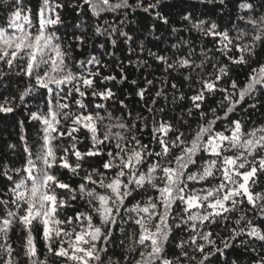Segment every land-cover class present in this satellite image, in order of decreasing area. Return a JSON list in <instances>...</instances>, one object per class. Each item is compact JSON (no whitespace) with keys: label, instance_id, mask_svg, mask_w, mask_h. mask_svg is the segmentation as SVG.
I'll list each match as a JSON object with an SVG mask.
<instances>
[{"label":"snow or ice","instance_id":"obj_1","mask_svg":"<svg viewBox=\"0 0 264 264\" xmlns=\"http://www.w3.org/2000/svg\"><path fill=\"white\" fill-rule=\"evenodd\" d=\"M197 3L202 16L190 0H5L0 114L32 102L36 134L20 120V143L5 144L13 159L0 152V264H264V122L249 116L264 109V0ZM228 4L224 26L203 18ZM66 11L78 18L70 33ZM134 13L152 21L157 51L125 30ZM95 37L100 49L122 40L137 55L127 63L148 71L131 80L140 107L117 99L101 58L74 59ZM177 80L190 95L169 96Z\"/></svg>","mask_w":264,"mask_h":264},{"label":"trees","instance_id":"obj_2","mask_svg":"<svg viewBox=\"0 0 264 264\" xmlns=\"http://www.w3.org/2000/svg\"><path fill=\"white\" fill-rule=\"evenodd\" d=\"M28 0H25V3H27ZM130 3H133L134 0H129ZM192 4L195 5L196 8V15L202 16L204 11V6L197 3V0H190ZM180 7H183V4L179 5ZM208 8L211 9L212 5H208ZM173 15L171 17L173 24H175L177 27L181 26V22L179 20V15L176 14V10H172ZM235 8L233 4H228L227 9L221 11L219 15L213 14L212 12H209L207 16H203L205 19H215L217 22L221 23L222 26H224L227 22V17L229 14H234ZM5 16V0H0V18H3ZM223 17V18H221ZM107 19H111V17H106ZM64 19L68 22V29L67 32H71V25L75 22H78V18L73 12L66 11L64 13ZM87 20V23L90 25L92 23V20L88 19L87 17L84 18ZM129 19L133 22L128 25V27L125 29L126 31H129L130 35H133L136 38L137 43H139L140 40L144 41V44L147 48H150L152 51H157V47L154 46L155 43L152 40L151 37H147V29L151 26L152 21L148 18H145L143 16H140L136 13L129 16ZM65 30H61L63 33ZM170 33V29L166 30V26H158V35H161V40L165 41V37H167ZM89 35H91V28H89ZM182 36L185 38H191L194 41H198V34L196 33H181ZM174 42V40L172 41ZM105 43V40L101 37H95L90 42V46L84 48V49H76L73 53L74 59H84L86 56L95 55L99 58H101L105 63L109 65L108 68L102 69V72L104 75L109 74H115L117 76L116 81H109L106 82L109 87H111L117 94V99H124L125 103L129 105L130 108L132 107H140L142 105V102H139V98L135 97L134 95H129V93H134L135 86L131 85V80L135 79L140 81L141 72H144L145 75H148V71H145L144 69H140L139 71L132 65H129L127 63V59L131 58L132 60L137 59V55H134L133 53H130L128 51V44L124 43L122 40H118L117 45L113 47L110 42L105 44L104 49H100L98 47L99 44ZM167 43V41H165ZM165 43H159V47L163 48L165 46ZM133 48H136V44L132 45ZM208 47H211V44L208 45ZM109 53H114V55H110ZM137 53L139 55V58L141 59H147L145 54L139 53L137 49ZM260 56H264V51H261L259 53ZM123 61L125 66V74L128 76L127 81L121 82L119 79L120 73L119 69L116 67L117 63ZM151 63V61H150ZM155 67V65H153ZM73 70L75 71V67H73ZM208 70H211V67L209 66ZM151 71V70H149ZM247 72V69H241L240 67H234L233 70V78H236L237 74L239 75V79L243 80L244 76ZM154 75L159 76V71H156ZM149 78H152L149 76ZM178 84V90L175 93L169 92V96L175 94L179 95V93L182 91L185 93V95H190L188 84L184 81L177 80ZM7 83V82H5ZM16 83L20 84L21 87H23V84L20 81H17ZM142 83V82H141ZM0 92H4V86H0ZM5 94L10 95H18V90L15 88H9L8 92ZM2 99V97H0ZM96 103H104L99 98H95ZM209 105L212 107H215V101L210 100ZM180 107L176 108V112H179L181 108L189 107L190 104L187 100L178 102ZM108 107L114 111V114H119V105L115 104L113 105L112 102H108ZM28 108H33V103L30 102L26 107L21 105L17 108V111L12 114H0V152H3L5 155L8 156V160L13 159L10 154H8V150L6 149V142L7 143H17L19 144V135H20V127H19V121L25 120V129L27 134L34 138L36 134L35 128L31 126V122L27 120L26 113L28 111ZM34 110V109H33ZM249 116L251 118V121L254 123H261L264 122V109H258L255 112H250ZM187 118V117H186ZM190 123L195 126L196 120L195 116L190 120ZM226 123V122H225ZM66 144L67 141H64ZM85 144H87V141H85ZM6 160L5 162H8ZM85 167H88V165H85ZM58 172L62 170H57ZM68 176L69 173L63 171V174L61 175V178L64 179L66 182H68ZM75 186V184H74ZM13 239L15 240V233L13 234ZM41 246L42 245H38ZM238 264H249V260L247 255H242L240 261Z\"/></svg>","mask_w":264,"mask_h":264}]
</instances>
